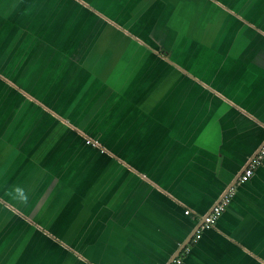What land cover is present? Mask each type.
Masks as SVG:
<instances>
[{"label":"crops","instance_id":"1","mask_svg":"<svg viewBox=\"0 0 264 264\" xmlns=\"http://www.w3.org/2000/svg\"><path fill=\"white\" fill-rule=\"evenodd\" d=\"M263 140L264 0H0V264H167ZM230 187L181 264H264Z\"/></svg>","mask_w":264,"mask_h":264},{"label":"built area","instance_id":"2","mask_svg":"<svg viewBox=\"0 0 264 264\" xmlns=\"http://www.w3.org/2000/svg\"><path fill=\"white\" fill-rule=\"evenodd\" d=\"M85 142L91 144L92 146H97L103 151V148L99 146L97 140L87 138ZM263 161H264V142L260 145V147L255 152V154L247 161L242 172L237 177L236 182L245 183L246 181H248L252 177L256 169L262 164ZM232 190H233L232 187H230L228 191L223 196H221L218 202L215 205H213L211 209L202 216L203 221L201 225L196 229V231L194 232L188 243L181 248L179 254L176 257H174L168 264H181L182 256L185 257L190 251L189 245L196 243L199 240L203 231L209 230L212 227H214L216 221L221 216V214L223 213V211L230 202V198L233 194ZM189 213L190 212L188 210L184 211V214H189Z\"/></svg>","mask_w":264,"mask_h":264},{"label":"water","instance_id":"3","mask_svg":"<svg viewBox=\"0 0 264 264\" xmlns=\"http://www.w3.org/2000/svg\"><path fill=\"white\" fill-rule=\"evenodd\" d=\"M263 142H264V140H263ZM263 142H262V143H263ZM238 175H239V174L236 175V177L234 178V180L232 181V183L228 186V188L225 190V192H224L221 196H223V195L228 191V189L230 188V186H232V185L236 182V179H237ZM202 221H203V218H201L200 222L194 227V229H193L192 232L189 234V236L186 238V240H184V243H183L182 246L179 248V250L177 251V253H176V255H175L174 257H176V256L179 254L181 248H182L183 246H185V245L188 243V241L190 240V238L192 237V235L194 234V232L196 231V229L201 225ZM174 257H172L170 260H172ZM168 263H169V262H168ZM168 263H167V264H168Z\"/></svg>","mask_w":264,"mask_h":264},{"label":"rangeland","instance_id":"4","mask_svg":"<svg viewBox=\"0 0 264 264\" xmlns=\"http://www.w3.org/2000/svg\"><path fill=\"white\" fill-rule=\"evenodd\" d=\"M22 5V4H21ZM176 21H172V26L174 27V29L176 30V32L179 34L180 33V31H181V26L180 25H178V24H176L175 23ZM180 26V27H179ZM189 36H192L195 40H198V39H200L201 40V42H203V39H204V36H200V35H198L197 33H195V34H191L190 33V35ZM107 151V150H106ZM111 153V152H110ZM1 174V173H0ZM0 196H1V194H0ZM22 230V229H21Z\"/></svg>","mask_w":264,"mask_h":264}]
</instances>
